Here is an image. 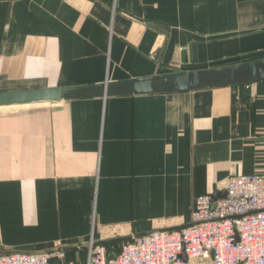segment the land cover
Returning a JSON list of instances; mask_svg holds the SVG:
<instances>
[{
  "label": "crops",
  "instance_id": "obj_1",
  "mask_svg": "<svg viewBox=\"0 0 264 264\" xmlns=\"http://www.w3.org/2000/svg\"><path fill=\"white\" fill-rule=\"evenodd\" d=\"M261 57L264 0H0V91ZM249 173H264V79L1 106L0 251L85 264L89 238L112 254L187 225L194 196Z\"/></svg>",
  "mask_w": 264,
  "mask_h": 264
},
{
  "label": "built area",
  "instance_id": "obj_2",
  "mask_svg": "<svg viewBox=\"0 0 264 264\" xmlns=\"http://www.w3.org/2000/svg\"><path fill=\"white\" fill-rule=\"evenodd\" d=\"M224 189L222 197L194 196L187 225L154 229L122 242L115 253L108 254L103 244L89 238L85 264H189L187 258H208L210 264H264V173L230 174ZM54 255L60 258L63 253L4 252L0 264H49Z\"/></svg>",
  "mask_w": 264,
  "mask_h": 264
},
{
  "label": "water",
  "instance_id": "obj_3",
  "mask_svg": "<svg viewBox=\"0 0 264 264\" xmlns=\"http://www.w3.org/2000/svg\"><path fill=\"white\" fill-rule=\"evenodd\" d=\"M262 79H264V57L218 66L105 80L79 86L4 90L0 91V107L86 97L186 92L202 88L230 87ZM151 231L123 236L119 239L145 236ZM0 253L4 252L0 251ZM180 256L185 259L182 253Z\"/></svg>",
  "mask_w": 264,
  "mask_h": 264
},
{
  "label": "rangeland",
  "instance_id": "obj_4",
  "mask_svg": "<svg viewBox=\"0 0 264 264\" xmlns=\"http://www.w3.org/2000/svg\"><path fill=\"white\" fill-rule=\"evenodd\" d=\"M62 253H63V255L60 258H58V257H56V255H54L50 260H54L55 264H60V262L62 264H64L66 262L65 261V253L63 251H62Z\"/></svg>",
  "mask_w": 264,
  "mask_h": 264
},
{
  "label": "trees",
  "instance_id": "obj_5",
  "mask_svg": "<svg viewBox=\"0 0 264 264\" xmlns=\"http://www.w3.org/2000/svg\"><path fill=\"white\" fill-rule=\"evenodd\" d=\"M111 243H113V241H112ZM105 244H106V246L108 247V245H107L108 243H105ZM109 244H110V243H109Z\"/></svg>",
  "mask_w": 264,
  "mask_h": 264
}]
</instances>
